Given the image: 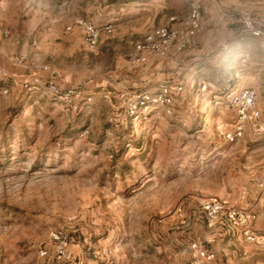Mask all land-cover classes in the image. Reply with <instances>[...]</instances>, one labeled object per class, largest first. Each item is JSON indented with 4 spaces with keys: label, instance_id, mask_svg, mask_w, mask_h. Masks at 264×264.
I'll return each instance as SVG.
<instances>
[{
    "label": "rangeland",
    "instance_id": "1",
    "mask_svg": "<svg viewBox=\"0 0 264 264\" xmlns=\"http://www.w3.org/2000/svg\"><path fill=\"white\" fill-rule=\"evenodd\" d=\"M192 1L0 0V264H54L57 229L70 237L65 264H190L208 253L215 264H264V229L248 243L239 231L210 227L199 205L225 197L264 225V192L254 183L264 173V39L237 33L241 13L263 14L264 0H200L209 6L204 29L218 11L228 31L222 46L201 54L196 74L119 86L128 63L133 71L147 65L132 66L136 43L157 27L181 26ZM81 19L112 24L114 33L91 49ZM199 49L200 41L184 53ZM33 75L78 87L71 111L24 89ZM203 81L212 84L207 92ZM162 83L184 88L173 113L157 107L134 121L128 100ZM242 88L257 90L261 123L230 144L236 115L222 96Z\"/></svg>",
    "mask_w": 264,
    "mask_h": 264
},
{
    "label": "built area",
    "instance_id": "2",
    "mask_svg": "<svg viewBox=\"0 0 264 264\" xmlns=\"http://www.w3.org/2000/svg\"><path fill=\"white\" fill-rule=\"evenodd\" d=\"M203 3L194 0L190 4L189 15L181 26H161L146 34L143 39L135 45L137 56L132 60V66L145 64L149 57H167L171 54H181L198 46L199 34L203 31ZM172 21L175 18L171 19ZM240 27L237 30L241 39H264V13L255 14L243 12L240 15ZM78 25L83 29L86 45L94 49L100 43L102 36L112 35L114 25L108 24L103 28L98 27L91 21L79 20ZM249 60V54L242 55V62ZM45 71L48 68H44ZM240 73L237 72V75ZM4 75V69L0 66V77ZM24 89L29 92L43 91L51 99L61 104L66 112H70L80 97L78 87H61L59 84L50 81H43L37 75L32 76V80L26 81ZM212 88L211 83L203 81L201 92H207ZM182 85L173 86L167 83L159 85L155 92L137 91L128 100L126 108L128 115L136 122L146 120L154 108L162 107L168 114L174 111L176 96L183 92ZM7 92V91H6ZM108 98V96H105ZM219 94L213 95L214 100H218ZM258 92L254 88H242L230 90L223 93L222 99L226 105L235 112L236 119L230 130L225 133V139L230 144H235L242 140L248 127L259 129L261 121V110L258 107ZM92 99H87L90 102ZM256 187L264 192V173L254 179ZM246 192L242 199H246ZM202 212L206 215L210 227L222 224L230 231H239L242 238L248 243L258 242L261 238L254 225L257 220L256 212L251 208H244L235 205L229 199L212 195L202 197L199 200ZM51 260L54 264H65L72 259L70 251V237L63 229H57L51 233ZM198 249L197 245L193 246ZM202 252V251H201ZM40 255L50 258V252L42 249ZM214 253L202 254L190 264H215Z\"/></svg>",
    "mask_w": 264,
    "mask_h": 264
},
{
    "label": "crops",
    "instance_id": "3",
    "mask_svg": "<svg viewBox=\"0 0 264 264\" xmlns=\"http://www.w3.org/2000/svg\"><path fill=\"white\" fill-rule=\"evenodd\" d=\"M140 7H147V3H141ZM155 6V5H151ZM204 9H208V5L203 3ZM213 28L207 29L205 28L199 34L200 41V49L192 50L184 54L177 55L175 57L168 58H156L150 57L148 59L147 65L139 70L133 71L130 68V63H128V75L127 80H124L119 83V86H123V88L131 89L134 87L137 88H146L152 83H157L159 81L169 79V78H179V77H189L192 74H196V66L199 65L198 61L201 59V54L205 52H212L214 49L219 48V46L223 45L224 42V33L227 30L226 22L224 21L223 16L217 13H213ZM176 25V24H172ZM136 51V50H135ZM134 51V52H135ZM136 53V52H135ZM210 65L214 66L216 60L214 57L208 59L207 61ZM49 77V76H48ZM117 90L124 91L122 87H114ZM255 229L263 230V220L262 216L258 217V220L254 225Z\"/></svg>",
    "mask_w": 264,
    "mask_h": 264
}]
</instances>
